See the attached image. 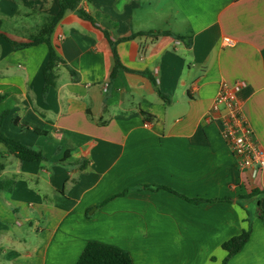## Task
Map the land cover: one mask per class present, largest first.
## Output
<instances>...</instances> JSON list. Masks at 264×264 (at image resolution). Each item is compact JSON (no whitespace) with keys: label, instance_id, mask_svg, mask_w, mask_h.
<instances>
[{"label":"crops","instance_id":"1","mask_svg":"<svg viewBox=\"0 0 264 264\" xmlns=\"http://www.w3.org/2000/svg\"><path fill=\"white\" fill-rule=\"evenodd\" d=\"M78 9L93 22L67 12L53 25L58 0H0L1 131L45 158L23 162L0 144V264H77L90 242L127 251L133 264H222V245L250 222L228 264H264L256 199L238 200L264 191V173L239 167L210 118L221 84L245 82L238 102L264 148V0H81ZM151 31L169 34L130 38ZM38 37L61 60L46 95L49 46L17 47Z\"/></svg>","mask_w":264,"mask_h":264},{"label":"trees","instance_id":"2","mask_svg":"<svg viewBox=\"0 0 264 264\" xmlns=\"http://www.w3.org/2000/svg\"><path fill=\"white\" fill-rule=\"evenodd\" d=\"M59 6H60V12L59 15L55 18H52V24L58 23L67 12H75L77 15L86 21L93 22V18L91 15L86 13L85 11L78 9L79 4L81 0H58ZM107 37H109L108 33L105 32ZM153 35L154 37H158L161 35H168L169 32H155L151 31L148 33H138L132 35L130 38H135L137 36L142 35ZM178 39H183L179 37ZM41 43H46L49 46L50 49V61L48 66L46 67L44 73H45V88H44V94L46 95L50 88L55 85L56 76L54 73V69L58 63H60L59 57L56 55V52L54 48L51 46L50 41L48 38L45 37H38L35 40H33L30 43H24V44H17V47H30L34 45H38ZM122 68L119 60L116 58V67L112 74V76L115 75L116 71L118 69ZM164 96V94H161ZM9 97L8 94H0V104L3 103L7 98ZM168 100V99H167ZM7 113L3 114L0 119V144H3L9 151L11 155H14L16 158H18L20 161H42L44 160V154L42 151L38 149H34L31 147H28L21 142L7 136L5 133L1 131L2 123L4 119L7 117ZM18 123V121L16 122ZM22 128H32L34 132L38 135L47 136L48 132L42 131L34 126H32L30 123H22ZM3 169V166L0 165V170ZM142 189H149L152 191H158L160 189H166L164 187H150V186H144ZM172 193L174 191L170 189H166ZM129 190L125 191L123 194H121L119 197L125 196ZM184 200L188 201L192 204H200L203 202L208 203H214V202H230L232 201L229 198H224L220 200H203V199H190L188 197L182 196L180 194H177ZM264 196V191H259L257 189L253 190L249 195L247 196H241L238 198V200H252L256 199L257 207H258V216L260 219L264 222V211L261 209V197ZM252 234V224L250 222L249 228L245 230L243 233H241L238 236H235L225 242L222 245L223 250L227 252L226 258L223 260L222 264H228L229 261L238 254L247 244ZM215 258H213L214 260ZM77 264H133V259L131 255L118 247H114L107 244H102L98 242H90L87 244L86 248L84 249L81 257L79 258Z\"/></svg>","mask_w":264,"mask_h":264},{"label":"built area","instance_id":"3","mask_svg":"<svg viewBox=\"0 0 264 264\" xmlns=\"http://www.w3.org/2000/svg\"><path fill=\"white\" fill-rule=\"evenodd\" d=\"M227 47H234L235 41L224 38ZM245 82L233 84L224 82L216 96L210 111V118L220 120L223 139L242 170L251 171L255 178L264 173V148L255 136V132L242 113L238 102V93ZM218 114V117H215Z\"/></svg>","mask_w":264,"mask_h":264},{"label":"rangeland","instance_id":"4","mask_svg":"<svg viewBox=\"0 0 264 264\" xmlns=\"http://www.w3.org/2000/svg\"><path fill=\"white\" fill-rule=\"evenodd\" d=\"M29 22H32V19H31ZM256 205H257L256 202L252 201V202L250 203L251 210H255V209H257V206H256Z\"/></svg>","mask_w":264,"mask_h":264}]
</instances>
